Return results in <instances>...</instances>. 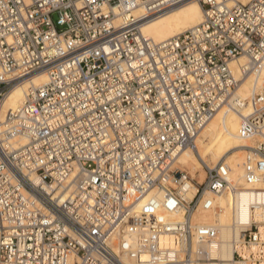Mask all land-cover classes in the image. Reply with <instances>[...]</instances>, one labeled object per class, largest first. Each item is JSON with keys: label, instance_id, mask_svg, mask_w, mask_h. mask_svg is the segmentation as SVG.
Instances as JSON below:
<instances>
[{"label": "built area", "instance_id": "2783aa9c", "mask_svg": "<svg viewBox=\"0 0 264 264\" xmlns=\"http://www.w3.org/2000/svg\"><path fill=\"white\" fill-rule=\"evenodd\" d=\"M185 1L0 0V106L47 76L0 122V264L211 259L218 228L194 216L241 185L196 141L220 109L240 114L237 134L258 136L244 182L264 181V0H198V25L162 42L142 33L148 15ZM248 78L261 87L245 99ZM187 147L202 180L174 166ZM232 245L234 259L264 264V197Z\"/></svg>", "mask_w": 264, "mask_h": 264}, {"label": "bare ground", "instance_id": "6f19581e", "mask_svg": "<svg viewBox=\"0 0 264 264\" xmlns=\"http://www.w3.org/2000/svg\"><path fill=\"white\" fill-rule=\"evenodd\" d=\"M142 10L134 9L131 14H137ZM203 20L202 5L198 0H187L175 6L155 11L148 15L141 24L143 34L156 42L165 41L187 29L198 25ZM245 62L243 57L236 59L232 65L238 67ZM46 73L41 71L28 79L15 84L5 97L0 106V122L5 120L7 112L18 107L30 85H40L46 82ZM261 79L256 82L252 79H243L237 90L242 98H248L253 92L260 91ZM242 114L246 107L240 108ZM240 114L233 111L220 109L202 129L197 141V150L208 164H213L220 159L226 160L231 167L230 177L232 181L241 185L235 196L227 193L211 195L217 208L199 209L194 218L199 223L217 226L218 240L206 244L210 260L199 264H246L244 261L233 258V241L237 239L257 214L258 206L264 197V181L255 185H247L243 179L242 161L245 147L250 145L255 138H243L237 134ZM20 143H25L24 138H19ZM208 157L209 160L205 159ZM174 166L188 171L192 176L204 178V171L197 155L190 148H183L178 153ZM253 207V209H252ZM254 210V212H253ZM128 264H149L147 262L134 263L132 259H126Z\"/></svg>", "mask_w": 264, "mask_h": 264}, {"label": "rangeland", "instance_id": "374dc122", "mask_svg": "<svg viewBox=\"0 0 264 264\" xmlns=\"http://www.w3.org/2000/svg\"><path fill=\"white\" fill-rule=\"evenodd\" d=\"M53 18H54V20H56L57 15H54ZM204 158H205V157H204ZM205 159L209 160L208 157H206ZM185 171H186V170H185ZM187 172H188V171H187Z\"/></svg>", "mask_w": 264, "mask_h": 264}]
</instances>
